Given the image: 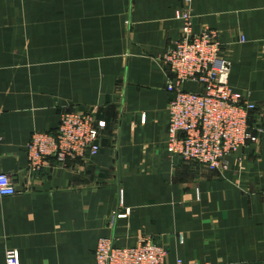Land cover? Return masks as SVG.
Returning <instances> with one entry per match:
<instances>
[{"label": "crops", "instance_id": "0c3cea01", "mask_svg": "<svg viewBox=\"0 0 264 264\" xmlns=\"http://www.w3.org/2000/svg\"><path fill=\"white\" fill-rule=\"evenodd\" d=\"M184 4L0 0V159L25 172L22 192L0 198V264L8 250L19 264H95L101 239L140 236L167 249L165 264H264V0L190 1L194 30L219 32L230 86L258 107L256 140L226 171L165 149L174 93L162 59ZM73 110L105 123L100 153L32 171L31 135Z\"/></svg>", "mask_w": 264, "mask_h": 264}, {"label": "built area", "instance_id": "2783aa9c", "mask_svg": "<svg viewBox=\"0 0 264 264\" xmlns=\"http://www.w3.org/2000/svg\"><path fill=\"white\" fill-rule=\"evenodd\" d=\"M184 1L175 11L183 22L180 37L162 59L167 90L174 93L168 107L166 151L183 161L225 171L229 159L256 140L252 117L258 107L244 93L232 89L231 63L223 56L219 32L208 27L196 32L191 0ZM187 82L196 89L187 90ZM104 127L93 113L63 112L54 132L31 135L27 145L30 169L40 171L50 161L65 165L96 157ZM16 186L14 177L0 174V198L16 195ZM167 255V249L149 236H140L134 247L124 248L118 247L114 238H103L95 252V264H165ZM5 258L6 264H19L14 250H8Z\"/></svg>", "mask_w": 264, "mask_h": 264}, {"label": "water", "instance_id": "95a60500", "mask_svg": "<svg viewBox=\"0 0 264 264\" xmlns=\"http://www.w3.org/2000/svg\"><path fill=\"white\" fill-rule=\"evenodd\" d=\"M0 173L3 175L16 176L19 183L16 186L17 192H22L24 187L25 172L20 171L18 161L12 157H3L0 159Z\"/></svg>", "mask_w": 264, "mask_h": 264}, {"label": "rangeland", "instance_id": "374dc122", "mask_svg": "<svg viewBox=\"0 0 264 264\" xmlns=\"http://www.w3.org/2000/svg\"><path fill=\"white\" fill-rule=\"evenodd\" d=\"M73 111H74V110H73ZM75 112H77V111H75ZM78 113H79V112H78ZM81 114H82V113H81ZM248 144H249V143H248ZM248 144H247V145H248ZM165 145H166V144H165ZM247 145H246V146H247ZM165 149H166V148H165ZM167 153H168V152H167ZM205 167H206V166H205ZM219 171H222V170H219ZM225 171H226V170H225Z\"/></svg>", "mask_w": 264, "mask_h": 264}]
</instances>
